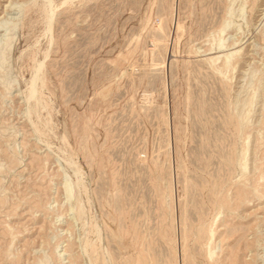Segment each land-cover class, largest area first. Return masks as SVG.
I'll return each instance as SVG.
<instances>
[{"label":"rangeland","instance_id":"obj_1","mask_svg":"<svg viewBox=\"0 0 264 264\" xmlns=\"http://www.w3.org/2000/svg\"><path fill=\"white\" fill-rule=\"evenodd\" d=\"M0 49V264H264V0H0Z\"/></svg>","mask_w":264,"mask_h":264},{"label":"bare ground","instance_id":"obj_2","mask_svg":"<svg viewBox=\"0 0 264 264\" xmlns=\"http://www.w3.org/2000/svg\"><path fill=\"white\" fill-rule=\"evenodd\" d=\"M72 2V1H71ZM47 3H46V1H43V4H42V6H39V9H40V7H41V9L40 10H42V12H43V14H44V20H45V22H48L49 21V19L51 18V17H53V16H55L56 15V13H57V11L59 10V8H60V6H59V8H55V10L53 9L52 11H46V7H47ZM67 6H68V4H67ZM58 7V6H57ZM48 8V7H47ZM49 8H51V7H49ZM58 9V10H57ZM26 12V11H25ZM22 13H23V11H22ZM43 20V21H44ZM48 24V23H47ZM51 25V24H50ZM50 27V26H49ZM50 29V28H49ZM224 30H226L225 29V27L223 26V28H221L220 29V32H222V31H224ZM48 32V31H47ZM46 32V33H47ZM44 35V34H43ZM44 38V37H43ZM222 42V41H221ZM220 42V38H218L216 41H214V43L210 46V49H214V50H220L221 48H222V43ZM36 44V43H35ZM37 45V44H36ZM10 47V46H9ZM6 48V47H5ZM2 51H3V49H0V61H1V59H2ZM34 51V50H33ZM32 54V53H31ZM34 54V53H33ZM46 55V54H45ZM30 56V55H29ZM20 57V56H19ZM33 57V56H32ZM31 57V58H32ZM36 58V57H35ZM231 60H232V57H227V58H225L221 63H219V64H221L220 65V69L221 70H225L226 71V69H228L231 65ZM33 61H35V60H33ZM37 61V60H36ZM214 61H216V59L214 60ZM32 64V63H31ZM41 64V63H40ZM34 65V64H33ZM35 65H37L36 63H35ZM32 68H33V66H32ZM43 68V65H38V66H35L34 67V70H33V72H32V75H31V77H30V80H29V82H28V84H27V90H26V99H27V101H30V102H32L31 103V106H30V109L32 110V113H33V115L35 116V118L36 117H38L39 116V109H40V111H42V108H47L48 106L47 105H43V106H41V105H39L38 103H40L39 102V96L38 95H40L39 94V92H40V88L37 86L38 84V82H39V86L41 87V86H43L44 84H43V78H41V76L40 75H38L39 73H41V69ZM32 70V69H31ZM220 71V70H219ZM40 76V77H39ZM45 78V77H44ZM225 83V82H224ZM43 84V85H42ZM224 86V85H223ZM7 87V86H6ZM7 92V91H6ZM39 99V100H38ZM38 101V102H37ZM41 101V100H40ZM253 101V100H252ZM30 102H29V104H30ZM42 103H44V102H42ZM41 106V107H40ZM250 106H251V100H250V103H249V105H248V107L250 108ZM45 108V109H46ZM44 109V110H45ZM247 110H249V109H247ZM246 112V111H245ZM244 112V113H245ZM247 114V113H246ZM232 115V114H231ZM248 116H249V114H247ZM244 116V115H243ZM242 116V117H243ZM39 118V117H38ZM37 118V119H38ZM246 118H247V116H246ZM245 118V119H246ZM241 120H243V119H241ZM47 121V120H46ZM244 121V120H243ZM243 121H242V123H243ZM48 122V121H47ZM230 122V121H229ZM238 124H239V122H238ZM235 125H237L236 123H235ZM243 124H241V126H242ZM239 127V126H238ZM243 127V126H242ZM241 128V127H240ZM41 130V129H40ZM40 130H38L39 131V133H40V135L42 134V132L40 131ZM238 130H240V129H238ZM245 154H246V150H245V148L243 149V152H242V157H241V164L239 165V168H240V180L242 181V182H244V181H246L247 179V177H246V173H245V168H246V162L244 161V159H245ZM75 167V166H74ZM255 170H258L257 168H255ZM258 181V180H257ZM257 181H256V183H255V186H254V189L253 190H256V188H257V186H258V183H257ZM79 182V181H78ZM69 184V183H68ZM67 183H65L64 184V190H65V195H66V197L67 198H69L70 197V195H71V189H70V184L68 185ZM80 185V184H79ZM240 185V184H239ZM243 185V184H242ZM81 186V185H80ZM222 189V188H221ZM220 191V190H219ZM214 192V191H213ZM221 192V191H220ZM258 192V191H257ZM215 194V193H214ZM218 195H219V193H218ZM221 196V195H220ZM238 196V200L239 201H241V202H239V205H237V208H240L241 206H244L245 205V200H246V198L247 197H249V195H244L243 194V192L240 194H238L237 195ZM223 197V196H222ZM224 198V197H223ZM262 198V196L261 195H259L258 196V200H260ZM217 200V199H216ZM224 200V199H223ZM222 201V200H221ZM226 203H227V201H226ZM226 205H228V204H226ZM218 207V211H217V215L219 214V211L224 207V205H223V203H221V202H219V206H217ZM78 217V216H77ZM81 218V216L80 217H78V220ZM214 220H215V218H214ZM79 221H81V220H79ZM220 221V220H219ZM212 223H214V222H212ZM219 223H221V222H219ZM213 225V224H212ZM211 227V226H210ZM202 228V227H201ZM196 229V228H195ZM208 229V233H206L207 234V243H206V245L207 244H209L210 242H211V238H212V236H213V231H214V228H213V231H212V229H210L209 227L207 228ZM202 230V229H201ZM196 231H197V229H196ZM195 231V232H196ZM198 233V232H197ZM196 233V234H197ZM185 238V237H184ZM195 238V237H194ZM193 238V239H194ZM86 244V243H85ZM89 244V243H88ZM189 244V243H188ZM94 245V244H93ZM205 245V244H204ZM203 245V246H204ZM189 246V245H188ZM211 246V245H210ZM188 248V247H187ZM186 248V249H187ZM203 248V247H202ZM96 249H97V251H98V247H96ZM205 249V248H204ZM88 250H93L92 252L94 253V251H95V245L94 246H92V245H86L85 246V251H88ZM89 252V251H88ZM91 252V251H90ZM204 255H205V262H206V264H213V248L212 247H210V249H209V251H204ZM90 254H92V253H90ZM185 255V254H184ZM195 255V254H194ZM200 255V254H199ZM98 256V255H97ZM108 256L110 257V255L108 254ZM92 258H95V257H93V255L91 256ZM187 259V258H186ZM191 259V258H190ZM98 260V259H97ZM96 260H94V262H95ZM196 261V260H195ZM187 263V262H186ZM200 263V262H199ZM188 264V263H187Z\"/></svg>","mask_w":264,"mask_h":264}]
</instances>
